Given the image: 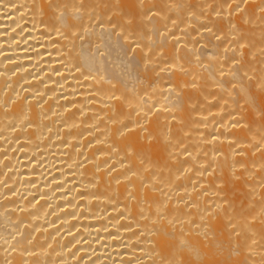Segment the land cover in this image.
<instances>
[{
    "label": "bare ground",
    "instance_id": "obj_1",
    "mask_svg": "<svg viewBox=\"0 0 264 264\" xmlns=\"http://www.w3.org/2000/svg\"><path fill=\"white\" fill-rule=\"evenodd\" d=\"M0 264H264V0H0Z\"/></svg>",
    "mask_w": 264,
    "mask_h": 264
}]
</instances>
